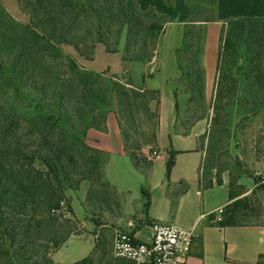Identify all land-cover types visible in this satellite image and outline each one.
Instances as JSON below:
<instances>
[{
    "label": "trees",
    "instance_id": "trees-1",
    "mask_svg": "<svg viewBox=\"0 0 264 264\" xmlns=\"http://www.w3.org/2000/svg\"><path fill=\"white\" fill-rule=\"evenodd\" d=\"M17 1L30 21L19 26L0 2V40L7 43L12 54L10 64L14 73L22 82L31 81V87L48 103L43 107L36 106L30 119L0 124V243H11L6 250L0 245V259L8 261L7 264H19L13 253L18 246L19 226L16 223L29 221L36 231L34 241L42 240L40 230L43 225L59 220L56 211L67 192L78 191L84 182L90 184L89 208L100 210L115 204L113 189L104 180L106 158L86 144L87 132L93 128L107 131L108 112H104L102 106L113 104L114 99L123 117L132 115L141 99L147 100L149 112V103L160 99L157 91L134 88L117 77L105 79L104 73L87 72L74 57L64 55L62 46H70L80 57L94 61L98 45H103L108 54L119 53L120 38L127 31L123 61L151 63L168 22L166 17L153 10L142 11L137 0ZM165 1L173 10L175 0ZM217 5V0H188L191 18L185 26L179 53H191L197 46L202 37V29L197 24L215 21ZM206 9H210V16L203 19L201 15ZM189 29L194 33L191 34ZM239 46L246 47L247 53L252 55V63L256 61L255 79L264 86V68L257 61L264 58V18L228 19L221 38L215 103L222 101L225 93L232 94L236 90V81L226 87L228 78L223 62L236 55ZM6 63L0 56V72H5ZM189 76L185 74L186 81ZM194 76L202 81L200 71ZM198 88L203 97L202 86ZM152 115L159 121L158 112H152ZM119 125L125 151L135 166H150L151 161L146 157L140 159L135 152L140 150L139 147L128 148V134L120 119ZM153 138L157 140L156 133ZM174 155L172 153L168 162V172L175 164ZM245 189L231 181L229 198L232 202L227 206L225 218L220 223L222 226L239 225L238 214L257 209L249 195L243 196L247 192ZM252 194H256L255 190ZM68 201V212L73 213ZM102 250L99 243L97 251L105 255ZM92 257L78 264H84Z\"/></svg>",
    "mask_w": 264,
    "mask_h": 264
},
{
    "label": "crops",
    "instance_id": "crops-1",
    "mask_svg": "<svg viewBox=\"0 0 264 264\" xmlns=\"http://www.w3.org/2000/svg\"><path fill=\"white\" fill-rule=\"evenodd\" d=\"M137 1L142 11L153 10L168 19L153 61L129 63L130 71L139 67L142 72L141 80L130 75L132 87L157 91L160 96L159 101L149 103L150 109L159 114L155 150L144 152L152 164L135 166L125 151L118 114L108 111L107 131L90 129L85 142L106 158L104 180L113 189L115 204L111 208L90 210L88 182H84L78 191H71L69 198L78 230L53 252L51 260L53 264H78L99 252L97 247L101 243L109 264H130L125 260L114 261L110 256L117 232H129L139 241L148 242L151 223L159 221L186 229L194 228L195 237L186 264H259L264 260V222L235 226H222L215 222V212L232 202L229 194L233 180L218 175L212 166L205 170L211 155L207 150L208 139L204 136L214 118L204 117L189 128L180 127L181 100L186 98L192 103L190 94L196 85L195 81L189 82L194 77L192 72H189L187 81H181L185 74L189 75L184 67L190 55L178 52L183 45L185 26L191 18L188 0H175L173 10L165 0ZM217 2L215 21L197 24L202 29V37L194 55L195 69L202 75L200 85L209 102L215 100L221 66V38L226 21L239 17L264 18V0ZM88 70L101 72L89 67ZM113 104L118 103L113 101ZM261 119L262 155L253 163L255 177L260 175L261 178L249 177L236 183L246 187L247 192L243 196L255 190L264 213V203L260 198L264 193L261 188L264 186V111ZM201 138H204L202 147ZM154 152H157L156 156H153ZM172 153L175 154V164L168 172ZM249 180L254 182L252 187Z\"/></svg>",
    "mask_w": 264,
    "mask_h": 264
},
{
    "label": "rangeland",
    "instance_id": "rangeland-1",
    "mask_svg": "<svg viewBox=\"0 0 264 264\" xmlns=\"http://www.w3.org/2000/svg\"><path fill=\"white\" fill-rule=\"evenodd\" d=\"M3 8L13 18L19 26H25L29 23L30 17L24 13L17 0H0ZM217 14V12H216ZM210 16V9H206L201 18L205 19ZM168 20V19H167ZM191 34L192 29L188 30ZM127 43V31H124L120 38L119 53L108 54L103 45H98L96 60L93 63L80 57L75 50L70 46H62V52L65 56L74 57L79 65L87 72L88 67L94 70L101 71L100 74H105V79L117 77L122 83H132L133 79H142V72L139 67H133L130 71L129 63L123 61L122 56L125 55ZM198 50L196 47L189 54L190 60L185 64L188 73L193 75L199 71L194 66V55ZM0 56L6 63L5 72H0V124H9L23 119H30L35 114L36 106H45L48 101L44 99L39 91L31 87V81H21L20 77L14 73V69L10 64L13 61L12 54L9 53L7 43H2L0 40ZM252 55L247 53L245 46H239L238 53L227 61L223 62V70L228 78L229 87L231 82L236 81V90L234 93H225V98L218 103L214 100L207 101L205 95L199 94L200 82L194 76L189 82H196L193 92L190 94V100L182 99L180 109V127L189 128L193 122H196L204 117H212L214 121L211 123L207 134L204 138L208 139V152L211 157H208L205 170L208 171L212 166L218 175H225L226 178L238 182L240 179L245 180L249 177L260 179L261 176L254 175V162L262 155V139H263V123L261 119L264 111V86L256 81L255 64L252 63ZM258 64L264 68V58L262 61L257 60ZM220 69V68H219ZM130 71V74H129ZM191 74V73H189ZM3 75V76H2ZM131 75V76H130ZM11 79V80H10ZM183 79V80H182ZM11 81V84H10ZM117 81V80H115ZM185 81V75L181 78ZM12 82L14 84H12ZM187 84V83H186ZM183 90V87H181ZM179 96H182L179 94ZM216 97V94H215ZM115 102L116 99H114ZM147 100L141 99L139 105H136L132 115L128 114L125 117L121 114L118 104H110L102 106L104 112L115 111L123 123V130L128 134V148H140L137 155L140 159L145 157L144 152L155 150L154 134H157L158 123L157 119L152 115V111L147 109ZM191 104V105H188ZM57 105V104H53ZM158 124V125H157ZM25 126V124H23ZM204 138H201L203 146ZM37 166L40 167L39 164ZM250 187L254 185L252 180L248 181ZM246 188V187H245ZM244 191H247L245 189ZM71 191L67 192L65 198L66 205L70 200ZM256 206L255 211L241 212L237 216V220L241 224L246 223H263L264 213L261 209V203L257 196L252 193L249 195ZM261 202L264 203V193L260 195ZM71 202V200H70ZM93 209L92 207L90 210ZM60 217L53 224L43 225L41 231L42 240L34 241L36 234L35 228L30 226L29 221L24 220L18 222V237L17 244L13 253L17 255L16 261L19 264H51V255L57 250L58 244L63 242L72 233L78 230V222L74 214L66 211L65 215L56 214ZM98 220H102L98 218ZM3 249L10 247L11 243H0ZM110 256L113 258L112 254ZM109 257L97 252L90 260L84 264H109ZM8 261L0 259V264H7ZM16 264V263H15ZM264 264V260L260 262Z\"/></svg>",
    "mask_w": 264,
    "mask_h": 264
},
{
    "label": "built area",
    "instance_id": "built-area-1",
    "mask_svg": "<svg viewBox=\"0 0 264 264\" xmlns=\"http://www.w3.org/2000/svg\"><path fill=\"white\" fill-rule=\"evenodd\" d=\"M157 152L153 153L156 156ZM68 211L65 201L60 203L57 214ZM227 213V207L215 212V222L221 223ZM194 228L186 229L173 223L152 222L148 242L139 241L135 235L118 231L113 242L112 256L130 264H186L191 252Z\"/></svg>",
    "mask_w": 264,
    "mask_h": 264
}]
</instances>
